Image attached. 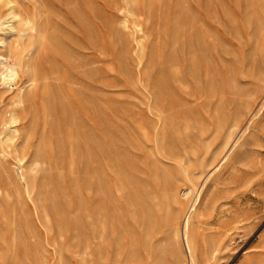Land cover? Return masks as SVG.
Masks as SVG:
<instances>
[{
  "label": "rangeland",
  "instance_id": "374dc122",
  "mask_svg": "<svg viewBox=\"0 0 264 264\" xmlns=\"http://www.w3.org/2000/svg\"><path fill=\"white\" fill-rule=\"evenodd\" d=\"M13 2L22 21L0 40L22 66L0 85V264H189L183 211L174 235L158 206L200 169L198 212L219 198L189 222L194 264L264 261V0H133L128 28L123 0ZM136 198L154 212L149 238ZM241 213L251 231L221 223ZM216 228L229 237L209 258L200 239Z\"/></svg>",
  "mask_w": 264,
  "mask_h": 264
},
{
  "label": "bare ground",
  "instance_id": "6f19581e",
  "mask_svg": "<svg viewBox=\"0 0 264 264\" xmlns=\"http://www.w3.org/2000/svg\"><path fill=\"white\" fill-rule=\"evenodd\" d=\"M132 2L133 0H123V4L125 5L123 9H124L126 17H124V19L121 21V25L125 28H128L129 22L127 20V17L131 15L129 5L132 4ZM4 5L7 6L6 10L4 9L5 11L3 13L0 12V29H2L3 36L6 33L13 31V26L11 25V21L13 20L17 22L19 20L22 21L20 19L21 18L20 13L18 9L16 8L17 6H15V3L13 2V0H5ZM20 24L22 23L20 22ZM132 30L134 33L138 34L135 37L136 38L135 41L138 47L142 40L141 34L143 33L141 23L134 20L132 23ZM4 44H5V40L3 39L0 40V46L3 48V50H0V85L7 84V83L11 84V82H14L19 77V69L22 66V63L19 59L16 58L17 59L16 60L12 58L8 50L4 47ZM32 46L33 44L30 43L28 45V50H30ZM24 65H25L24 67H27V63H25ZM16 102L18 105L23 102L22 94L18 95ZM8 120H9V124L13 126L11 128V131L15 132L17 129L15 125L18 121L17 115L14 113H11L8 117ZM227 139L225 140V143H227ZM35 165L36 163L34 164V167ZM201 173H202L201 169L199 171H195L194 173L185 171L184 178L180 180L183 182L184 186L178 189L177 188L178 184L174 183L169 188H167L164 193V197H165L163 201L164 203L162 206H158V210L162 212L163 220L169 224L174 235L178 234V229H179L178 218L180 217V213H182L183 211L182 220H181L182 239H183L186 254L188 256L189 264H194L193 262V258H194L193 257V254H194L193 244L194 243H193L192 238L189 236V232H188L189 222L193 217L204 215L209 218L211 215H213L217 200L219 198L217 194L208 198L202 204L203 206L202 213L198 212V209L201 206V194L200 193H201V189L204 183L206 182V179L204 180L202 187L200 188L199 191L197 190L195 194H193V196L191 197H190V194L192 191H195L197 187V182H198V179ZM24 180H25L26 186L28 187L29 181L27 180L26 176H24ZM138 200H139L137 203L138 204L137 205L138 206V224L140 227V237L139 238L140 239L149 238L152 235L151 229L154 226V221H153V218L155 219L154 212L150 207L145 205V202L142 199H138ZM228 222L236 223V224L240 223L237 227L241 228L244 226L245 228L248 229V231H251L252 228L257 224V220L251 219L250 216L244 215L242 213L237 214V215H232L230 217V220L225 219V220H222L221 223L226 224ZM225 237H229V234L221 233L218 228L211 230L209 233L206 234V236L201 237L200 244L205 246V250L207 249L205 251L206 252L205 254L208 255L209 258H214L216 254L220 252V250L223 247L222 239ZM199 252L200 251H198V253ZM257 264H264V261L258 262Z\"/></svg>",
  "mask_w": 264,
  "mask_h": 264
}]
</instances>
